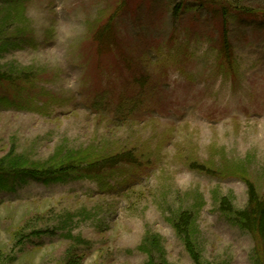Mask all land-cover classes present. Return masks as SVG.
<instances>
[{
    "label": "rangeland",
    "instance_id": "1",
    "mask_svg": "<svg viewBox=\"0 0 264 264\" xmlns=\"http://www.w3.org/2000/svg\"><path fill=\"white\" fill-rule=\"evenodd\" d=\"M218 1L255 13L230 12L232 66L196 1L0 0V161L137 159L5 185L0 264H194L186 239L199 264H264L234 220L248 182L264 197V0Z\"/></svg>",
    "mask_w": 264,
    "mask_h": 264
},
{
    "label": "trees",
    "instance_id": "2",
    "mask_svg": "<svg viewBox=\"0 0 264 264\" xmlns=\"http://www.w3.org/2000/svg\"><path fill=\"white\" fill-rule=\"evenodd\" d=\"M196 1L199 3L200 8L206 9L207 12L214 14L217 13L219 17V48H218V61L220 65L232 66L234 64L233 46L229 39V18L230 12L234 11L240 15L252 16L255 14L253 11L246 9L233 10L234 7H225L221 5L218 0H181L180 4L175 8L176 12L180 11V8L187 2ZM261 17V15H260ZM264 17V15H263ZM254 18V16H252ZM106 31V30H104ZM107 32L105 33V35ZM101 36V32L99 33ZM100 37H98L99 39ZM19 161H0V190L5 189V185L12 184L15 180H37L43 182L49 181H61L69 178H81L95 177L100 175L104 169L113 168L121 163L135 164L137 163L136 157L131 152L114 154L101 160L87 162L86 167H82L81 164H77L76 160L70 158H64L60 165L45 166V167H28L23 165ZM7 183V184H6ZM247 205L241 211H236L234 220L246 230L250 231L254 236L255 253L256 255L264 257V197H260L254 186L251 183H247ZM226 202L225 200H223ZM225 207V204L222 203ZM226 208V207H225ZM191 216L184 213L180 216L179 223L175 225L179 234L187 237V227L190 224ZM187 240V247L194 264H199L197 253L193 250L192 245Z\"/></svg>",
    "mask_w": 264,
    "mask_h": 264
}]
</instances>
